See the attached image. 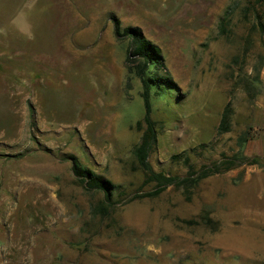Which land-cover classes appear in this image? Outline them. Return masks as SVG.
I'll return each mask as SVG.
<instances>
[{"label": "rangeland", "instance_id": "rangeland-1", "mask_svg": "<svg viewBox=\"0 0 264 264\" xmlns=\"http://www.w3.org/2000/svg\"><path fill=\"white\" fill-rule=\"evenodd\" d=\"M228 2L38 0L34 41L0 35V264H264V33L236 10L220 35ZM20 3L0 0V26ZM114 18L159 46L176 83L152 91L153 170L184 175L171 158L184 150L195 168L223 166L240 135L256 163L202 179L189 199L174 186L142 196L141 84H127ZM72 155L117 185L106 214Z\"/></svg>", "mask_w": 264, "mask_h": 264}, {"label": "trees", "instance_id": "trees-1", "mask_svg": "<svg viewBox=\"0 0 264 264\" xmlns=\"http://www.w3.org/2000/svg\"><path fill=\"white\" fill-rule=\"evenodd\" d=\"M239 10L243 16L251 15L259 25V32L264 33V0H229L228 5L223 10L217 23V30L220 35H226L231 22V15ZM249 17V16H248ZM113 34L117 41L127 40L126 54L124 59V67L126 70V81L135 76L141 84L140 97L142 98L144 114L141 120L137 121L140 126L141 122L145 124L139 142L131 148V153L137 164V168L143 173V184H152L153 189L144 193L142 196L154 197L160 194L169 186L182 189L186 199L190 198L193 189L198 183L213 174L221 173L243 163H256L254 159L251 161L245 157L241 148L248 140L245 135L238 138V146L240 150L237 154L228 158L227 163L222 166L219 161H213L211 164L201 165L195 168L190 162L188 151L184 150L180 153L173 154L172 159L182 160L186 165L187 171L184 175H170L161 171H154L148 161V156L156 142L155 122L151 119V95L154 89H173L176 83L164 64L161 49L158 45L147 39L141 28L137 26L121 27L120 21L113 19ZM248 90V89H247ZM155 91V94H159ZM230 106L227 104L222 113L217 128L218 133L226 132L230 128ZM71 171L75 180L86 190H93L102 194V200L93 206L98 212L106 214L112 205V197L117 185L110 180L95 173L89 167L82 165L74 156H70Z\"/></svg>", "mask_w": 264, "mask_h": 264}, {"label": "clouds", "instance_id": "clouds-1", "mask_svg": "<svg viewBox=\"0 0 264 264\" xmlns=\"http://www.w3.org/2000/svg\"><path fill=\"white\" fill-rule=\"evenodd\" d=\"M38 0H21L8 17V22L0 26V35L13 33L17 38L31 42L36 39L33 15Z\"/></svg>", "mask_w": 264, "mask_h": 264}]
</instances>
